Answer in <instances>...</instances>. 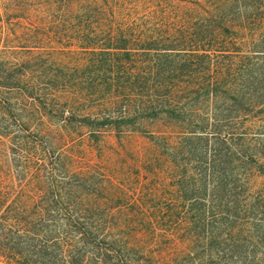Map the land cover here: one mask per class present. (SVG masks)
Here are the masks:
<instances>
[{"label":"trees","instance_id":"16d2710c","mask_svg":"<svg viewBox=\"0 0 264 264\" xmlns=\"http://www.w3.org/2000/svg\"><path fill=\"white\" fill-rule=\"evenodd\" d=\"M180 1L186 6H183L185 12L180 17L178 31L184 36H194L192 40L162 43V39L148 37L146 29L141 30L137 21L125 16L118 22L117 30L110 29V34L104 32L108 39L102 44H88L86 52L100 57V64L74 70L75 73L89 70L95 75L88 93L100 95L103 106L121 108L118 118L109 115L100 120L88 112L76 115L69 106L71 100L66 99L83 92H71L72 76L67 66L58 68L51 82L32 86L29 97L43 118L59 119L62 129L75 122L80 128L91 129L90 135H96L94 129L100 126H134L139 120L157 122L167 118L176 122L183 130L179 135L182 143L173 147L169 137L172 135L168 134L161 138L164 150L160 152L166 154H155V158L165 156L170 168L180 173L181 198L187 203L211 207V217H223L227 221H240L241 208L244 213L261 209L259 213L264 216V190L252 192L246 179L255 169L264 180V71L254 70L264 59V0ZM191 12L193 14L188 16ZM196 25L199 31L192 33ZM108 74L112 82L104 87L100 77L107 78ZM226 100L233 106L216 116L221 110L217 105ZM193 101L214 103L211 105V108L215 106L214 117L210 114L207 119L198 120ZM231 108H236L237 112ZM240 118L250 123L247 129L240 133L223 129ZM209 126L216 131L209 132ZM224 133L229 134L231 140L236 138L243 142L247 153L241 152L239 158L230 154L218 159L220 153L215 149L214 154L207 157L204 147H208L214 137L216 140L225 138ZM30 145L32 150L28 152L27 161L37 160L34 167L29 165L30 169L36 168L35 196L32 201L27 196L23 203L0 206L1 261L5 264H173V256L166 262L149 256L154 247L143 241L147 233L141 234L129 222L102 223L107 212H100L95 195L84 192L88 184L86 172L72 165L68 170L61 161L64 154L53 153L52 156L51 148L42 143L31 142ZM238 163L243 165V171L239 170ZM90 201L98 204L93 208L88 203L84 205ZM204 214L201 209L199 224L201 217L211 219ZM196 226L195 231H191L189 225L178 232L165 231V239L170 241L175 253L207 264L205 257L192 250L194 238H200L199 226ZM156 231L150 230L151 233ZM136 234L142 235L140 240H136ZM210 237H214L212 243L218 239L213 232ZM220 241L225 243V240Z\"/></svg>","mask_w":264,"mask_h":264},{"label":"rangeland","instance_id":"374dc122","mask_svg":"<svg viewBox=\"0 0 264 264\" xmlns=\"http://www.w3.org/2000/svg\"><path fill=\"white\" fill-rule=\"evenodd\" d=\"M183 6L186 5L180 0H0V202L3 203L0 206L23 203L27 196L32 201L35 196L36 168L30 169L29 165L34 167L37 160L29 162L27 159L32 150L31 142H38L51 148L52 156L53 153L64 154L61 161L66 163L68 170L72 165L88 174L84 192L95 195L100 212H107L102 223L129 222L141 234H149L145 238L143 235V241L154 247L149 256L155 260L166 262L169 256H173V264H203L193 262L188 255L175 253L164 234L170 230L178 232L187 225L195 231L198 224L200 238H194L192 250L205 257L207 264L213 261L215 264H264V216L259 213L261 209L249 213L239 209L240 221L211 217V207L187 203L181 198V175L176 168H170L168 159L165 156L155 158V154H166L160 152L164 150L161 138L168 134L172 135L169 137L173 147L182 143L179 135L183 130L176 122L167 118L157 122L139 120L134 126H100V129H94L96 135H90L91 129L80 128L75 122L62 129L59 119L43 118L29 97L32 96L29 92L32 86L51 82L56 70L67 66L71 70L69 76H72L71 92H83V95H71L66 99L71 100L69 106L74 108L76 115L88 112L100 120L109 115L118 118L121 108L103 106L100 95L90 96L88 93L93 86L89 83H93L91 79H96L95 75L89 70L74 71L100 64V57H92L86 52L88 44H102L108 39L104 32L110 34V29L117 30L118 22L125 16L137 21L141 30L146 29L148 37L162 39V43L192 40L194 36H184L178 31L180 17L185 12ZM190 14L193 12L188 16ZM196 31H199L197 25L192 33ZM256 69L264 71V59L254 67ZM110 78V74L107 78L101 76L100 84L106 87L112 82ZM36 103L38 106V101ZM211 105L193 101L198 120L207 119L210 114L214 117L215 106L211 108ZM231 106L229 100L220 101L217 109L221 110L215 115L220 116L223 109ZM231 109L234 113L237 110ZM237 120L229 125L230 128L223 126V129L240 133L250 126L243 118ZM208 130L216 131L210 126ZM36 136L38 138L34 139ZM225 139L229 140L225 142ZM243 144L236 138L231 140L227 134L221 140L214 137L204 148L207 157L216 149L220 153L218 159L230 154L239 158L241 152L247 153ZM48 160L53 162L49 157ZM237 166L243 171L241 163ZM60 171L65 172L64 169ZM246 179L252 192H263L264 180L255 169ZM254 195L259 197V194ZM98 202H85L84 205L88 203L93 208ZM201 209L211 219L201 217L203 220L199 224ZM111 213L115 216H110ZM154 229L158 231L151 233L150 230ZM211 232L218 237L214 243ZM141 236L136 234L134 237L140 240ZM220 240L225 243H219ZM0 264L5 263L0 260Z\"/></svg>","mask_w":264,"mask_h":264}]
</instances>
